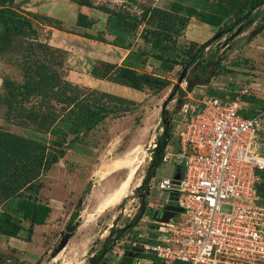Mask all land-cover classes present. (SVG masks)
Returning <instances> with one entry per match:
<instances>
[{
	"label": "rangeland",
	"instance_id": "obj_1",
	"mask_svg": "<svg viewBox=\"0 0 264 264\" xmlns=\"http://www.w3.org/2000/svg\"><path fill=\"white\" fill-rule=\"evenodd\" d=\"M68 2L69 0H61V2L58 0H2L1 5L11 8L14 13L5 14L0 12V127L17 135H28L43 139L46 144L55 137L38 129L36 121L32 127H22L6 121V106L1 101L6 92L3 82L8 80L13 84H17L22 81L24 66L27 63L31 64L32 58L26 57L27 47L31 41L45 42L53 47L56 46L52 44L61 41L66 48L75 50L73 52L64 49L65 54L61 73L66 80L74 84L73 86L78 87V90H76L78 98L88 100L94 96L95 90L105 92H111L109 90H112V85L105 80H96L98 86L95 87L96 83L92 85L87 78L90 75V67L100 62L97 63V59L88 58L87 56H90L89 54H91V57L107 55V53H110L109 44L98 42L95 46L94 43L90 42L78 43L82 40L78 37L84 32V29L77 28L74 21L68 20L75 10L70 7ZM90 2L94 6L104 5L110 8L113 7L116 10L120 8V10L131 13H139L141 7L145 5L163 6L164 4V0H90ZM187 2L196 5L193 0H187ZM40 5L46 7L52 13H57V10L62 12L65 26L62 27L60 34L55 33L56 35H52L50 33L48 27L57 25V23L55 19L40 15L39 11L37 12ZM83 11L87 13L86 16L90 18L94 16L99 22H102V19L106 16L92 7H85ZM20 15L28 19L27 25H18V16ZM254 24L255 22L251 23L232 39L226 40L225 38L228 35H225L219 40L211 42L207 47L208 49L206 48L203 51V56L204 60L210 54L217 57L221 56L222 63L226 65L229 64L227 60H230V62L235 60L234 63H239L241 73L246 72V74H249L237 75L235 77L237 80H232V87L225 88L226 91L233 92L234 89H241L246 90L247 93L264 97V73L259 72L260 70L256 67L257 63L262 62L261 59H264L261 58L264 57V53L262 56L259 54L253 56L254 59L251 62L245 63L243 56L241 57L232 49H228L234 43H239V47L247 44L249 41H246L245 38ZM103 28L104 25L96 31L95 24L91 32L95 33L96 31L99 35ZM232 32H234V29ZM212 34L207 36L200 30L199 36L195 38L189 32V35L197 39V42L209 39ZM105 37L107 40L110 39L109 35ZM137 38L136 34L129 38L133 49L137 45H142L141 40ZM256 42L260 43L262 40L258 38L253 41V43ZM148 49L152 52L156 51L153 48ZM260 49L258 47V50ZM251 50L253 51V49ZM44 54L45 51H36L39 59L46 57ZM169 54L171 53L165 52V55ZM253 57L250 56V58ZM90 62H92L91 66ZM102 67L104 66L99 65L97 67L100 69L98 73L101 72ZM144 70L146 72L153 71L152 67L148 65L145 66ZM181 70L178 65H175L165 75L170 83L177 84L181 91H185L178 109L174 108L175 98L180 96L178 92L171 100H167L164 105L166 112L162 117L172 118V136L168 142L170 148H167L169 152H172L173 146H175L174 127L182 114V109H185V112L188 113L191 109L198 108L201 100L209 96L207 94L208 90L216 92L221 87V84L215 85L217 83L215 81V84L210 82L207 85H195L190 91H187L185 77L192 74L202 77L203 74L199 68L194 70L189 68L186 70L183 80L176 83ZM217 78L221 79L220 76ZM253 80H259L261 84L259 83L257 87L251 89L247 87V83H253ZM119 88V91L116 88L118 95L126 96L134 101L128 106L130 110L118 116L109 115L86 134H79L65 140L62 144V156L58 158L56 163L40 172L35 180V183L39 185L35 197L47 203L51 208L47 218L43 224L33 225L32 232L29 235L27 233L28 221L13 214L12 219L19 224L20 228L14 236L0 235V264H88V258L101 248L102 241L108 235L110 228L118 229L134 226V229L121 234L116 243L114 241L111 243L112 239L109 240L107 251L110 254L114 250L117 252L120 250L121 252L123 249L130 248L131 242L136 239L137 234L143 235L145 233V224L149 221L148 216L153 211L152 208H148L142 215V220L134 219L138 211L139 199L136 194L132 193V188L136 185L140 186L150 162L149 158L155 140L162 132L160 110L171 86L169 84L162 89L153 91L144 88L143 91H138L136 94L131 93L130 90L127 91L123 87ZM226 95L223 94L222 97ZM46 102L52 104V110L60 112L61 108L58 102L50 98ZM111 102L113 105H117V101H110L109 104ZM44 105L45 102H42V98L32 97L29 103L26 104V108L30 111L40 108V111H42L45 109ZM60 127L63 128L64 126ZM133 166H136L134 176L130 183L125 186V190L121 192L122 195L120 194L116 203L102 206L101 201L111 191L120 186L128 169ZM181 169L176 166L173 157H169L165 162L160 161L153 170V185L158 180L171 178L176 170L181 171ZM261 177L264 178V173H261ZM160 191L154 186L148 191V199L154 206L164 201V193ZM147 202L149 201L147 200ZM73 210H78V216L74 219L77 226L65 245L54 253L62 237L61 233L64 231L65 224ZM126 232L129 236L125 235ZM142 256L146 259L149 255L144 253ZM110 259L109 264L117 261L116 258L111 257ZM139 264H142V262Z\"/></svg>",
	"mask_w": 264,
	"mask_h": 264
},
{
	"label": "trees",
	"instance_id": "obj_2",
	"mask_svg": "<svg viewBox=\"0 0 264 264\" xmlns=\"http://www.w3.org/2000/svg\"><path fill=\"white\" fill-rule=\"evenodd\" d=\"M69 1L83 9L85 7L95 8L106 15L102 23L104 25L101 30L103 33L100 32L97 35V29L95 33L91 32L97 19L90 18L86 16L87 13L78 10L74 25L84 29V32L79 36L128 49L120 65L100 61L97 63L104 66L101 72L98 73L100 69L97 68L99 66L97 64L90 67L89 74L135 91H143L144 88L150 91L159 90L170 84V92L163 101L160 110L161 118L166 112L164 105L167 100H171L175 93H180V96L175 98L174 108L178 109L182 103V97L185 95V91H181L177 84L170 83L165 77L175 65L186 70L199 68L203 74L202 77L196 74L185 77L187 91H190L195 85H207L212 77L223 71H230L222 63L221 56L210 54L204 60L203 51L209 47L211 42L219 40L225 35H228L225 39L229 40V34L233 29L238 28V34H240L253 22L255 24L248 32L246 41L264 29V0H193L196 5L187 2V0H168L164 6H142L139 13L127 12L120 8L116 10L104 5L94 6L90 0ZM1 5L2 0H0L1 13H14L11 8ZM190 17L214 27L212 36L200 43L180 38ZM18 19L19 26L27 25L26 17L20 15ZM56 23L57 25L51 26L62 30L57 21ZM137 31V37L141 40L142 45L130 49L129 38L133 37ZM108 35L109 40L105 37ZM226 44L228 43L226 42ZM238 44L234 43L228 49H237ZM27 48L26 57L32 58L30 62L32 65L27 63L24 66L22 81L17 84L8 80L3 82L6 92L1 101L6 106L5 120L22 127H32L36 121L38 129L55 138L46 144L43 139L17 135L0 127V235L2 236H14L20 228L19 224L12 219L13 214L28 221L27 233L29 235L33 225L44 223L51 208L47 203L35 197L39 189L35 180L40 172L56 163L62 156V144L65 140L69 137L71 139L72 136L86 134L109 115L118 116L129 111V104L134 102L129 98L97 90L91 99L78 98L79 96L76 94L78 87L73 86L74 84L66 80L61 73L64 49L40 41H31ZM148 48H153L156 51L152 52ZM37 50L45 51L46 57L39 59L36 55ZM165 52L171 54L165 55ZM236 64L234 63V65ZM146 65L151 66L153 71L146 72L144 70ZM107 71L108 73H106ZM207 94L228 99L225 96L222 97L224 93L220 91L208 90ZM32 97L42 98V102H45V109L40 111L39 108L30 111L26 108V104ZM101 97L103 98L101 99ZM49 98L60 104V112L51 109L52 104L46 102ZM242 99L253 101L250 96H243ZM110 101H117V105H113L112 102L109 104ZM240 113L245 117L253 115L243 110ZM161 126L164 127L163 123ZM166 136H168L167 141ZM171 136V128L166 131L162 129V132L157 136L151 151L150 162L142 178L143 187L160 162L162 149ZM156 151H159L157 155H155ZM176 166L181 168L178 164ZM178 172L182 173V169ZM261 173L264 172L259 173L260 177ZM257 194L259 201L264 202V178L262 177L257 185ZM139 201V212H142L146 210L147 200L140 198ZM126 228L127 226L124 229ZM111 230L110 228L109 231ZM117 233L121 234L119 228ZM109 238L108 234L102 241L101 250L94 255V259L106 247ZM110 258L105 256L104 261L108 264ZM142 258L144 257L142 256ZM148 259H152L153 263L159 262L151 255L148 256Z\"/></svg>",
	"mask_w": 264,
	"mask_h": 264
},
{
	"label": "built area",
	"instance_id": "obj_3",
	"mask_svg": "<svg viewBox=\"0 0 264 264\" xmlns=\"http://www.w3.org/2000/svg\"><path fill=\"white\" fill-rule=\"evenodd\" d=\"M200 103L188 113L182 109L173 151H167L168 141L160 157H173L182 168L176 189L182 210L158 222L154 238L141 242V251L159 262L138 263L264 264V202L257 194L264 131L255 117L241 115L237 98L207 96ZM149 180V190H166L171 182Z\"/></svg>",
	"mask_w": 264,
	"mask_h": 264
},
{
	"label": "crops",
	"instance_id": "obj_4",
	"mask_svg": "<svg viewBox=\"0 0 264 264\" xmlns=\"http://www.w3.org/2000/svg\"><path fill=\"white\" fill-rule=\"evenodd\" d=\"M58 1L61 2V0H58ZM167 2H168V0H164L163 6L166 5ZM68 3L70 5V7L75 9L71 13L72 16L70 18H68V20L69 21H71V20L74 21L76 12L78 10L83 11V7L77 6L76 4H74V3L70 2V1ZM37 12L40 15L55 19L58 22V25L60 26V28L65 26V24H64L65 19L62 16L63 15L62 12H59V10H57V13H52L51 11H48L46 7H43L42 5H40L38 10H37ZM92 17H94V16H92ZM103 21H104V18L102 19V22L97 21L95 23L97 30H99V27L102 26ZM95 24H94V26H95ZM77 28H80V27H77ZM48 29L50 30V33L52 35H56L58 33L59 34L61 33V30L56 29V28L48 27ZM200 30L203 32V34H207V36H208V35H211L214 32L215 28L211 27V26H208L205 23L197 22L195 20V18L190 17L189 20H188V23L186 24L185 28L183 29L182 37H180V38H183L185 40H191V41L197 42V39H194L193 37L196 38L197 36H199ZM189 32H191L193 34V37H191L189 35ZM137 34H138V31H137L136 35ZM78 38L82 39V40H80L78 42V43H81V44H82V42L83 43H87V42L94 43L95 46H96V44H98L97 41L92 40V39H86V38L81 37V36L78 37ZM258 38H260L262 40V42L253 43V41H255ZM198 43H200V42H198ZM52 45H55L56 47H60L62 49H66V51H70V50H72L73 52L75 51L73 48L72 49L66 48L61 41L56 42V43H54ZM108 47H109L110 53H107V55H105V56H99V57L92 56L91 57V54H89L90 56H87V57L88 58L97 59L96 62H98V61H106V62L115 64V65H120L121 61L124 59L126 53L128 52V49H123V48H120V47H117V46H114V45H111V44H109ZM258 47H260L261 49L258 50ZM131 48H132V43H131L130 49ZM262 48H264V29L261 32H259L258 34H256L254 37H252L247 44H245L242 47H239L237 49H233V51L235 53H238V55H240L241 57L243 56V59H244L245 63H249V62H251L254 59L253 56H256L258 54L260 56H262V54L264 53V49H262ZM251 49H253V51ZM250 56L253 57V58H250ZM261 58H264V57H261ZM227 61L229 62V64L228 65L225 64V67L228 68L230 71H223L220 74H218L217 76L212 77L210 79L209 83L213 82L215 84L217 82L215 85L221 84V87H219V91L224 93V94H227L225 96L226 98H228V99H233V98L239 99V101L241 103V110L253 114L251 117H255L257 119L256 120V124H257L258 129L261 130V132L264 131V115H263V113H264V97L263 96H258L257 94H253V93H251V94L247 93L246 90H241V89H238V90L234 89L233 92L226 91L225 88L232 87V83L233 82H231V81L232 80H237L235 78L237 75H242V76L249 75V74H246V72H242L243 74L241 73V71L239 70L240 69L239 63L234 65V61L235 60H232L231 62H230V60H227ZM261 61L262 62H258L257 63L256 67L258 68V70H260L259 72H263L264 73V59H261ZM92 62L89 63L90 66L92 65L91 64ZM253 63H254V61H253ZM223 75H225V76H223ZM219 76L221 77L220 80H219V78H217ZM87 78H88V81H90V83L92 85H93V83H96L95 87L98 86L96 80H102V79H98V78L90 76V75L87 76ZM228 81H230V82H228ZM109 83L112 85L111 86L112 90H109V91H111L110 93L115 94V95H118V91L120 89L119 87H123V88L127 89V91L130 90L131 93H133V94H136V92H138V91H135L133 89L127 88V87L122 86V85H118V84L111 83V82H109ZM259 83L261 84V82H259V80H253V83L252 82L251 83H247V87H250L251 89H253V87H257L259 85ZM116 88L118 89V91L116 90ZM230 95H233V97H230ZM118 96H121V95H118ZM243 96L244 97L250 96V98H252L251 100H253V101H245V100L242 99ZM122 97L128 98L126 96H122ZM147 200L149 202H147L146 207H149V206L152 205V203L150 202V200L148 198H147Z\"/></svg>",
	"mask_w": 264,
	"mask_h": 264
},
{
	"label": "water",
	"instance_id": "obj_5",
	"mask_svg": "<svg viewBox=\"0 0 264 264\" xmlns=\"http://www.w3.org/2000/svg\"><path fill=\"white\" fill-rule=\"evenodd\" d=\"M239 29H235L234 32H232L229 35V38H233L235 35H238ZM186 69L183 68L177 78L176 83H180L185 75ZM171 121L172 118H162V123L164 127L162 128L164 131H166L168 128H171ZM168 140V136H166V141ZM159 151L155 152V155L158 154ZM180 176V173L176 170V172L173 174L171 177V182L169 184V188L160 192L164 193V201L162 203H159L157 205H151L148 208H152V214L150 213V220H152L151 224L146 227V230L148 232V237L144 241H150L152 238H154L155 230L158 228V222H166L168 221L171 217L175 215V213L180 212L182 210L181 207H178L176 204V196H177V191L176 189L178 188V178ZM148 187H140L139 185H136L135 187L132 188V193L139 195V198H148ZM147 205V204H146ZM78 216V210H73L71 213L68 221L65 224L64 231H62V237L58 243V245L55 248V252H58L67 242V240L73 235V232L77 226V223L74 221V219ZM124 228H121V230ZM140 249L139 247H137ZM134 261L132 262L131 258L129 257V253L127 255L122 256L116 264H133Z\"/></svg>",
	"mask_w": 264,
	"mask_h": 264
},
{
	"label": "flooded vegetation",
	"instance_id": "obj_6",
	"mask_svg": "<svg viewBox=\"0 0 264 264\" xmlns=\"http://www.w3.org/2000/svg\"><path fill=\"white\" fill-rule=\"evenodd\" d=\"M152 177V176H151ZM152 182L153 183V178L152 179H150L149 180V182ZM142 182V181H141ZM142 186V183L140 184V187ZM146 186V183L144 184V187ZM143 187V186H142ZM136 196H138V199H140L139 198V195H136ZM139 208H140V201H139V205H138V211L136 212V214H135V216H134V219H137V220H142L143 218H142V215L144 214V212H145V210H141L142 212H139ZM145 209H147V207H145ZM149 217V216H148ZM151 222H152V220H150L149 219V221L148 222H146V227L147 226H149L150 224H151ZM121 228H123V227H121ZM121 228H119L120 229V233L121 234H124V232L125 231H130L131 229H134V226H132V227H129V226H127V228L126 229H122L121 230ZM112 230L111 231H109L108 232V234H109V236H110V238H109V240L110 239H112L111 240V243H112V241H114L115 243H116V240H117V238L119 237V236H121V234H118L117 233V229H113V228H111ZM145 233L143 234V235H140L139 233L137 234V236H136V239H134L132 242H131V247L130 248H128V249H123L122 251H121V253H120V255L118 256V252H120V250L117 252V251H112V254H110L107 250H108V247H107V245H106V247L103 249V251H101V253H100V255L99 256H97L95 259H94V255L97 253V252H99L100 250H101V248L96 252V253H94L93 255H91L89 258H88V261H89V263L88 264H107L105 261H104V257L105 256H109V257H112V258H116V260L118 261L122 256H124V255H127L128 253H129V257L131 258V260H132V262L134 261V263L133 264H137L140 260H143L144 258H142V255L141 254H143V252L141 251V242H144L146 239H147V235H148V232H147V230H146V228H145ZM128 234V232H126L125 233V235H127ZM127 236H129V235H127ZM154 236H155V234H154ZM153 236V237H154ZM102 245V244H101ZM137 247H139L140 249H138ZM115 253H117V254H115ZM92 258H93V260H92ZM103 258V259H102ZM117 261L114 263V262H112V264H116L117 263ZM109 264V263H108ZM139 264V263H138Z\"/></svg>",
	"mask_w": 264,
	"mask_h": 264
},
{
	"label": "bare ground",
	"instance_id": "obj_7",
	"mask_svg": "<svg viewBox=\"0 0 264 264\" xmlns=\"http://www.w3.org/2000/svg\"><path fill=\"white\" fill-rule=\"evenodd\" d=\"M136 166L130 167L126 173L125 178L123 179L122 183L120 186L111 191L101 202L102 206H109L110 204H115L116 201L119 199L120 194L123 190H125V186L130 183L132 180L134 173H135ZM127 188V187H126ZM122 195V194H121Z\"/></svg>",
	"mask_w": 264,
	"mask_h": 264
}]
</instances>
